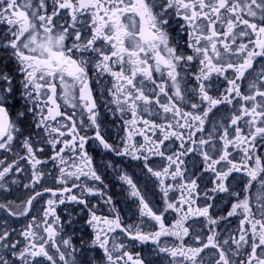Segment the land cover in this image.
<instances>
[{
  "label": "snow or ice",
  "instance_id": "snow-or-ice-1",
  "mask_svg": "<svg viewBox=\"0 0 264 264\" xmlns=\"http://www.w3.org/2000/svg\"><path fill=\"white\" fill-rule=\"evenodd\" d=\"M0 264H264V0H0Z\"/></svg>",
  "mask_w": 264,
  "mask_h": 264
},
{
  "label": "flooded vegetation",
  "instance_id": "flooded-vegetation-1",
  "mask_svg": "<svg viewBox=\"0 0 264 264\" xmlns=\"http://www.w3.org/2000/svg\"><path fill=\"white\" fill-rule=\"evenodd\" d=\"M111 127V126H109ZM93 155H95V151L93 152ZM100 161V157L99 156H96V162L99 163ZM121 208L124 210V212L126 213L125 215V219H128V217L131 216V212L128 211L127 209V205L122 203L121 204ZM65 209H69V210H73L74 209V206L71 205V204H68V205H61L58 209H57V212L58 214H60L61 216L65 215L66 212H65Z\"/></svg>",
  "mask_w": 264,
  "mask_h": 264
}]
</instances>
